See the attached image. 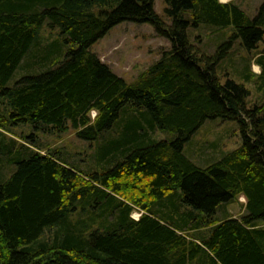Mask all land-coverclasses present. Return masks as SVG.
<instances>
[{"label":"trees","instance_id":"trees-1","mask_svg":"<svg viewBox=\"0 0 264 264\" xmlns=\"http://www.w3.org/2000/svg\"><path fill=\"white\" fill-rule=\"evenodd\" d=\"M164 2L162 16L154 0H0V264H264V0L253 15ZM123 21L170 42L132 81L91 50ZM43 25L61 57L40 51ZM200 27L211 53L190 38ZM215 118L236 121L241 141L200 165L184 146ZM68 129L89 143L84 166L38 142Z\"/></svg>","mask_w":264,"mask_h":264},{"label":"rangeland","instance_id":"rangeland-1","mask_svg":"<svg viewBox=\"0 0 264 264\" xmlns=\"http://www.w3.org/2000/svg\"><path fill=\"white\" fill-rule=\"evenodd\" d=\"M233 1L239 5L249 15H253L256 8L262 0H220ZM166 6L164 0H154L155 11L162 15L164 14V7ZM191 40L204 45V50L211 53L215 49V42H211V35L209 36L208 29L200 27L199 29L191 28ZM208 33V34H207ZM199 35V38L195 36ZM38 42L40 43V51L43 52L47 47V51L56 48L54 51L59 52L60 57L63 55L65 45L59 39L56 30H50L45 25L41 27L38 33ZM170 42L168 39L158 36L150 23H136L131 21H123L112 28L100 39L91 45V50L95 52L100 59L105 62L115 73L125 78L127 81L135 79L149 64L160 57L162 49L168 48ZM232 58L236 65L240 66V56L245 54L242 49L234 46L232 49ZM46 51V52H47ZM39 54L37 50L34 52ZM36 55V56H37ZM51 55V54H49ZM53 55H56L54 53ZM58 58V57H57ZM56 58V59H57ZM38 60V58H36ZM38 63V62H36ZM254 64L251 60V70ZM35 65L34 67H36ZM35 69V68H34ZM257 73L256 71H254ZM25 74L21 68H17L8 81L10 85L16 78ZM251 95L249 96L250 104L258 100V94L255 91L253 82L247 83ZM94 111L90 112L93 116ZM18 132L17 129H15ZM156 138H165L166 133L157 131ZM38 142L41 145H48L51 148H60L63 157L75 164L84 166L88 161H92L89 155L92 153L89 150V143L87 141L79 140L75 137L73 130L68 129L59 136L51 135H37ZM241 141L239 125L233 120H222L220 118L207 119L195 131L189 141L186 142L185 152L198 164L203 165L221 154L231 151L236 148ZM245 198L240 195L238 198L227 204L226 211L233 217H240L245 213L244 209ZM222 216V212L220 213ZM140 215L138 210L132 212V216L137 218Z\"/></svg>","mask_w":264,"mask_h":264},{"label":"clouds","instance_id":"clouds-1","mask_svg":"<svg viewBox=\"0 0 264 264\" xmlns=\"http://www.w3.org/2000/svg\"><path fill=\"white\" fill-rule=\"evenodd\" d=\"M253 70L256 71L257 73H259V66L253 65Z\"/></svg>","mask_w":264,"mask_h":264},{"label":"crops","instance_id":"crops-1","mask_svg":"<svg viewBox=\"0 0 264 264\" xmlns=\"http://www.w3.org/2000/svg\"><path fill=\"white\" fill-rule=\"evenodd\" d=\"M224 2H227V1H224Z\"/></svg>","mask_w":264,"mask_h":264}]
</instances>
